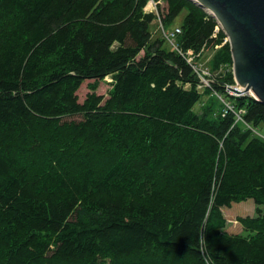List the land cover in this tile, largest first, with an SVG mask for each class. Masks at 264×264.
<instances>
[{"label":"trees","instance_id":"trees-1","mask_svg":"<svg viewBox=\"0 0 264 264\" xmlns=\"http://www.w3.org/2000/svg\"><path fill=\"white\" fill-rule=\"evenodd\" d=\"M164 1L185 55L148 0H0V264H264V103L227 91L217 21ZM189 50L214 51L210 86Z\"/></svg>","mask_w":264,"mask_h":264},{"label":"water","instance_id":"water-1","mask_svg":"<svg viewBox=\"0 0 264 264\" xmlns=\"http://www.w3.org/2000/svg\"><path fill=\"white\" fill-rule=\"evenodd\" d=\"M191 1L212 16L227 36L237 84L231 91L264 103V0Z\"/></svg>","mask_w":264,"mask_h":264},{"label":"rangeland","instance_id":"rangeland-1","mask_svg":"<svg viewBox=\"0 0 264 264\" xmlns=\"http://www.w3.org/2000/svg\"><path fill=\"white\" fill-rule=\"evenodd\" d=\"M165 1L162 0L161 1V5L159 7V15L162 14V9H165ZM156 14V21L153 22L152 24V32H153V36L157 37L161 35V23L159 21V16ZM185 12H183L181 14V16H179V18L176 20L175 26L173 27H180L179 23L182 21L183 16H184ZM212 17V16H211ZM213 18V17H212ZM214 51L213 50H208L205 53H201V55H195L194 53L192 54V59L194 62H197V64L200 65V67L203 70H206L210 73V61L213 57ZM197 60V61H196ZM231 70L233 72V64L231 66ZM226 69L224 67H222L219 72H225ZM235 79V78H234ZM95 80H86L82 86L80 87L79 91L77 92L78 97H79V101L81 103L84 102V100L86 99L87 95L92 92L91 88H90V84L94 83ZM112 82L113 79L111 76L106 77L104 80L99 82V85L97 87L96 93L98 95L104 96L105 98L108 97V93L110 91V89L112 88ZM231 87V86H235V85H227V87ZM207 96L203 97V100H207ZM222 101H224L222 99ZM200 110V105H198L196 107V111ZM71 119H80V117H73ZM260 133H264V128H261ZM256 204L254 203L253 200H247L245 202H241V203H233V205L230 208H224L223 209V214L227 220V227H226V231L231 233V234H244L243 231V227L242 225L239 223L238 219L240 217H254L256 216Z\"/></svg>","mask_w":264,"mask_h":264},{"label":"built area","instance_id":"built-area-1","mask_svg":"<svg viewBox=\"0 0 264 264\" xmlns=\"http://www.w3.org/2000/svg\"><path fill=\"white\" fill-rule=\"evenodd\" d=\"M162 0H148L147 7L145 8L146 11L149 12H155L161 19V14L159 15V7L161 5ZM163 29V28H162ZM182 31L180 28H175L171 31H166L163 29V35L166 38V40L170 43V45L177 50L180 54L185 55L182 50L180 49L179 45L176 42L177 37L179 34H181ZM193 51H188L186 53L187 55V61L191 63L193 61L192 59ZM193 68L196 70V72L199 74V76L202 79V83L205 86H210V80L206 79V77H210V73L206 70H203L201 67L193 65ZM230 87V86H229ZM227 91L232 94L231 90L227 87Z\"/></svg>","mask_w":264,"mask_h":264}]
</instances>
